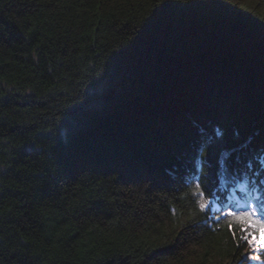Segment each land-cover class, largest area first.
I'll return each mask as SVG.
<instances>
[{"label":"trees","instance_id":"16d2710c","mask_svg":"<svg viewBox=\"0 0 264 264\" xmlns=\"http://www.w3.org/2000/svg\"><path fill=\"white\" fill-rule=\"evenodd\" d=\"M245 189L264 0H0V264H264L223 216Z\"/></svg>","mask_w":264,"mask_h":264},{"label":"snow or ice","instance_id":"6c2138e0","mask_svg":"<svg viewBox=\"0 0 264 264\" xmlns=\"http://www.w3.org/2000/svg\"><path fill=\"white\" fill-rule=\"evenodd\" d=\"M206 175L205 173L200 178L194 179L193 183L196 191L192 193L201 201L199 208L205 213L211 209L214 201L219 203L218 198L213 195L212 188L205 183ZM202 184L204 185L203 188ZM206 192L207 197L205 195ZM244 192V196L241 197L244 200V206L240 207L238 211L233 209L231 201L226 205L227 211L223 213L226 227L236 241L237 246L244 242L254 250H259L261 255H264V202L260 198L252 196L246 189ZM253 201L256 202L253 203ZM237 206H239L238 203ZM216 219L219 221L221 218L217 216ZM237 232H239L238 237ZM251 258L260 259L259 256Z\"/></svg>","mask_w":264,"mask_h":264}]
</instances>
